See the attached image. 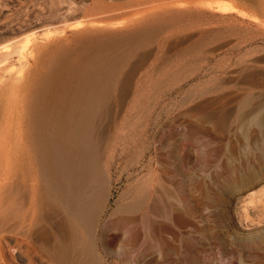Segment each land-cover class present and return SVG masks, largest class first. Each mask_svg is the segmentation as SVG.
<instances>
[{
    "label": "rangeland",
    "instance_id": "rangeland-1",
    "mask_svg": "<svg viewBox=\"0 0 264 264\" xmlns=\"http://www.w3.org/2000/svg\"><path fill=\"white\" fill-rule=\"evenodd\" d=\"M59 42L115 55L99 263L264 264V0H0V103L14 125L13 83L75 78L59 61L44 72ZM149 224L161 244L147 251ZM18 230L0 234V264H39L45 222Z\"/></svg>",
    "mask_w": 264,
    "mask_h": 264
},
{
    "label": "bare ground",
    "instance_id": "bare-ground-1",
    "mask_svg": "<svg viewBox=\"0 0 264 264\" xmlns=\"http://www.w3.org/2000/svg\"><path fill=\"white\" fill-rule=\"evenodd\" d=\"M75 27L81 32L88 30L85 22ZM79 51L78 47L57 43L44 70L49 72L54 61L74 64V79L64 83L44 76L22 77L21 82L13 83L20 90L15 99L19 115L16 125L4 115L0 103V234L15 229L25 234L35 222L43 220L46 244L40 249L43 261L39 264H100L93 238L105 189L99 184L105 176L100 156L111 107L115 55L93 43L83 48L85 59ZM31 52L32 49L27 51ZM262 116L255 119L258 125ZM3 124L7 127L3 128ZM3 142L17 145L10 151ZM148 218L154 220L150 214ZM150 225L144 229L142 239L140 231H135L137 241L142 240L147 251L161 244ZM131 247L129 258L136 249Z\"/></svg>",
    "mask_w": 264,
    "mask_h": 264
}]
</instances>
